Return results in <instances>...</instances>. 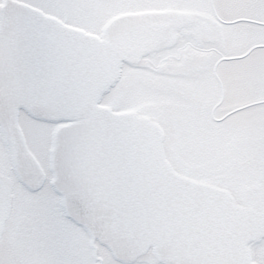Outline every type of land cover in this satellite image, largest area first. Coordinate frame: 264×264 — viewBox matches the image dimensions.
Instances as JSON below:
<instances>
[{
	"label": "snow or ice",
	"instance_id": "1",
	"mask_svg": "<svg viewBox=\"0 0 264 264\" xmlns=\"http://www.w3.org/2000/svg\"><path fill=\"white\" fill-rule=\"evenodd\" d=\"M0 264H264V0H0Z\"/></svg>",
	"mask_w": 264,
	"mask_h": 264
}]
</instances>
